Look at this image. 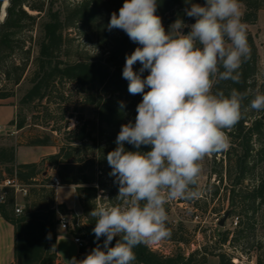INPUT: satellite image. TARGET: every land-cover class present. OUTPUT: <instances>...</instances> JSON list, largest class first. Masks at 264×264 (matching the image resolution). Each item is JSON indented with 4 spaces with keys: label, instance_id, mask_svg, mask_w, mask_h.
Wrapping results in <instances>:
<instances>
[{
    "label": "trees",
    "instance_id": "16d2710c",
    "mask_svg": "<svg viewBox=\"0 0 264 264\" xmlns=\"http://www.w3.org/2000/svg\"><path fill=\"white\" fill-rule=\"evenodd\" d=\"M4 1L0 0V18ZM191 2L204 5L206 0ZM239 2L245 8L242 21L248 26L250 57L240 69V83L221 81L213 89L222 90L227 95L232 88H236L245 94L242 119L235 127L226 131L231 141L230 148L214 154H222L227 159L229 168L226 177L231 182L234 181L235 187L242 186L244 181L251 179L258 165L264 163V111L257 112L247 108L256 94H264V81L261 84L256 81L259 50L255 37L249 30L250 26L257 24L259 13L264 11V0ZM123 3L124 0H9L4 20L0 21V66L4 61L3 53L15 51L18 36L27 29H32L38 18L43 21L42 36L38 42L39 55L35 61L36 69L30 80L32 88L25 95L23 104L47 99L54 84L73 83L78 88L80 102L93 106L96 112L95 119L84 123L82 128L71 134L72 137L66 144L60 146L57 154L49 156L40 164L16 165L15 147H0V166L4 168L5 178H16L21 186L28 188L22 214L15 213L14 189H4L6 200L0 203V214L15 229L14 256L17 264H58V256L52 245L57 243L60 216H68L70 211L65 204L56 205L51 177L43 176L44 171L41 169L45 161L56 171L60 186L76 187L83 209V216L80 218L87 223L83 229H77L75 235L84 233L82 238L88 244V253L97 245L103 244L105 237H101L99 241L95 238L93 228L96 220L89 213L97 206L101 192L108 193L112 204H116L114 198L118 194V185L114 183V177L109 175L111 168L106 156L117 147L116 137L121 126L128 123L132 104L137 100L139 103L142 101V95H131L128 92L129 82L122 77L126 55H130L139 45L132 42L120 29L107 30L111 14L116 12L118 15ZM186 7H190V4H186L185 0H157L156 14L161 17L166 31L177 18L183 19L187 24L195 22V18L185 15ZM30 12H36L37 16ZM70 30L84 32L87 38L106 47L105 54L95 58L85 57L75 63L63 61L61 58L68 53L67 46L72 40L68 35ZM189 30L185 28L183 31L187 33ZM140 67L137 62L133 69L139 72ZM24 70L25 66L12 67L8 78L19 84ZM148 74L149 71L146 70L142 78ZM10 97L8 94H0V100ZM120 102L124 103L123 108L120 107ZM134 114V118H131L133 123L137 112ZM16 125L18 130L24 129L26 118L19 117ZM103 139L107 147L101 144ZM30 144L49 146L53 143L49 137H38ZM124 147L126 150H135L134 146L127 143ZM141 150L148 151L150 146H142ZM104 173L108 175L112 185L102 181L101 176ZM224 177L223 171L220 172L219 181L223 182ZM5 178L1 173L0 182ZM37 186L41 189H37ZM232 192L231 211L227 212L229 216L235 214L237 208L241 210L240 215H244V212L247 216L249 212L255 214L257 203L264 204V177L258 179V185L247 194L236 193L235 189ZM44 193L49 194L45 196ZM238 196L243 198V202L236 207L235 200ZM31 198L34 201L29 206ZM238 225L239 228L243 226L242 222ZM243 230L249 231L250 228ZM229 238L228 232L223 233L219 236L218 243L225 247L230 243ZM116 239L119 240L120 237L114 238L112 246ZM134 252V264H193L198 253L195 252L188 258L183 255L163 256L143 244L135 247ZM88 253L85 250L79 251L77 261L84 259ZM215 256L219 258V264H233L232 258L225 253ZM199 264H207L206 255Z\"/></svg>",
    "mask_w": 264,
    "mask_h": 264
},
{
    "label": "clouds",
    "instance_id": "9594fccd",
    "mask_svg": "<svg viewBox=\"0 0 264 264\" xmlns=\"http://www.w3.org/2000/svg\"><path fill=\"white\" fill-rule=\"evenodd\" d=\"M185 3L190 4L185 15L195 22L177 18L167 31L156 14L157 0H124L118 15L111 14L107 30L120 29L139 45L126 55L122 77L128 92L142 95V101L134 123L121 126L117 147L106 156L118 203L97 205L89 213L103 244L70 264H134L135 247L170 238L165 205L197 198L201 162L231 146L226 131L242 119L245 94L213 89L221 81L241 82L240 69L251 51L248 26L239 0ZM137 62L139 72L133 69ZM247 108L264 111V94H256ZM126 143L135 150H126Z\"/></svg>",
    "mask_w": 264,
    "mask_h": 264
},
{
    "label": "rangeland",
    "instance_id": "374dc122",
    "mask_svg": "<svg viewBox=\"0 0 264 264\" xmlns=\"http://www.w3.org/2000/svg\"><path fill=\"white\" fill-rule=\"evenodd\" d=\"M241 11L244 13V6H241ZM30 14L37 16L36 12H30ZM3 20L1 16L0 21L3 22ZM42 22L38 18L32 29H27L26 32L18 36L19 41L15 45L14 52L6 51L3 53L4 61L0 66V94H8L11 97L5 101L0 100V125L6 124L13 118L14 108V120L17 121L19 117H25L26 126L23 131L18 130L15 136L0 139V147L19 146L22 138L24 141H30L38 137H49L53 144L61 146L66 144L68 139L72 137L71 134L82 128L84 123L95 119V108L80 102L81 97L78 88L73 83L54 84L51 86L48 98L42 102L22 103L25 95L32 88L30 80H32L35 72V61L39 55L38 42L42 36ZM249 30L255 37L259 50L256 81L261 84L264 81V11L259 13L257 24L250 26ZM68 35L72 40L67 46V56L63 55L61 58L63 61L75 63L85 57L95 58L105 54L106 47L92 41L89 37L88 39L84 32L70 30ZM22 66H25V70L19 84H16L8 78V73H12V67ZM138 103L137 100L132 104V113L128 123L132 121L131 118H134ZM100 142L104 147H107L104 139ZM201 166L200 179L198 184L194 186V190L198 191L200 195L190 200L180 199L166 204L165 207L169 216L167 227L171 236L148 246L163 256L183 255L188 258L191 254L198 252L193 264H199L205 255L207 264H219V258L215 256L219 253H225L231 257L233 264H264V204L261 205L258 202L256 213L249 212L248 216L246 212L244 215H240L241 210L237 208L235 214H231L225 220L224 225L220 226L225 214L231 211L232 191L235 189L236 193L242 192L243 195L252 191L258 185V179L264 177V163L258 165L251 179L244 181L242 186L237 187H235L234 181L231 182L226 177L229 163L224 155L206 156L201 162ZM41 169L44 171L43 176H45V164L41 166ZM222 171L225 177L223 182H220L219 173ZM2 172H4V168ZM101 178L107 185H112L107 174L104 173ZM37 189H41V187L37 186ZM53 189L56 205L65 204L70 211L68 216L72 218H74L73 216H83V209L75 186H67L59 192H56V188ZM48 194L44 193L45 196ZM16 197L19 204L24 208L27 195L19 193L16 194ZM56 199L59 200V204ZM111 200L112 198L108 193L103 194L101 192L97 199V205L112 204ZM242 200V197H236L235 206L242 205ZM33 201L31 198L28 205H32ZM114 203H118V201L114 199ZM239 222L243 224L241 228H239ZM249 228V231L243 230ZM60 230L61 228H59ZM226 232L229 233L230 243L222 247L218 243L219 236ZM61 233L63 239L58 242L57 250L62 261L70 264L69 261L73 258L77 259L79 251L73 242L75 233L72 229L66 232L62 230ZM52 247L56 253V244ZM61 259L58 256V264H62Z\"/></svg>",
    "mask_w": 264,
    "mask_h": 264
},
{
    "label": "crops",
    "instance_id": "0c3cea01",
    "mask_svg": "<svg viewBox=\"0 0 264 264\" xmlns=\"http://www.w3.org/2000/svg\"><path fill=\"white\" fill-rule=\"evenodd\" d=\"M1 101H5V100H1ZM15 118V110L13 108V118H11L8 122H6V124H1V125H9V124H13L16 120H14ZM18 131V129H17ZM20 132L23 131L19 130ZM27 139V137H26ZM35 139H31L30 141H24L23 138L20 139L19 142V146L16 145H9V146H3V147H15L16 149V165H27V164H40L42 163L44 160H46L49 156L51 155H55L58 153L60 146L56 145V144H52L49 146H40V145H32L30 144L31 141H33ZM45 168H46V173L45 176H49L51 177V185L52 187V178L53 177H57V173L55 170H53L47 161H45ZM3 167L0 166V174L2 173V176L5 178L6 174L4 172H2ZM6 179L9 178H5L4 181ZM3 181V182H4ZM0 182V187L2 186V183ZM25 187V186H23ZM56 188V187H54ZM65 187H58L56 188L57 191L59 192V190L64 189ZM26 189V187H25ZM28 189V188H27ZM26 189V190H27ZM22 192H16L15 191V195L19 194ZM24 194V193H23ZM27 195V194H25ZM56 199V202H58V204L60 203L59 200ZM16 207H22L16 197ZM23 209V207H22ZM81 211V209H79ZM59 226H58V239H57V243H56V253L57 255L60 257L61 256L57 250V244L58 242L63 239V234L60 232L62 230L59 231ZM66 232V231H64ZM15 229L14 226L11 225L9 222H7L2 215L0 214V264H17L15 261ZM78 256H79V251H78ZM77 256V258H78ZM77 260V259H76ZM62 264H66L62 261Z\"/></svg>",
    "mask_w": 264,
    "mask_h": 264
},
{
    "label": "built area",
    "instance_id": "2783aa9c",
    "mask_svg": "<svg viewBox=\"0 0 264 264\" xmlns=\"http://www.w3.org/2000/svg\"><path fill=\"white\" fill-rule=\"evenodd\" d=\"M17 121H15L13 124L9 125H0V139L4 137H12L15 136L17 133ZM52 184L54 187L58 188L60 187V180L57 177L52 178ZM6 188H12L16 192H22L24 194H27V190L25 187L21 186L16 178L12 179H6L0 188V203L5 202L6 200V193L4 192V189ZM23 209L22 207H16L15 213L17 215L22 214ZM86 225V220L81 219L80 217L72 218L70 216H60V223L59 227L63 231H68L72 229L74 232L77 231V229H83ZM83 233H76V235L73 237V242L77 246L78 250H85L86 253L89 252L88 244L87 242L82 238Z\"/></svg>",
    "mask_w": 264,
    "mask_h": 264
},
{
    "label": "water",
    "instance_id": "95a60500",
    "mask_svg": "<svg viewBox=\"0 0 264 264\" xmlns=\"http://www.w3.org/2000/svg\"><path fill=\"white\" fill-rule=\"evenodd\" d=\"M8 5H9V0H5V1H4V4H3V7H2V18H3V19H4V17H5V14H6V8L8 7ZM228 217H229V213H227V214L225 215V217L221 220V222H220V226H223V225H224V222H225L226 219H228Z\"/></svg>",
    "mask_w": 264,
    "mask_h": 264
}]
</instances>
